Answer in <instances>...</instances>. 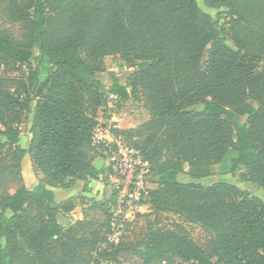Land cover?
<instances>
[{
    "label": "trees",
    "instance_id": "obj_1",
    "mask_svg": "<svg viewBox=\"0 0 264 264\" xmlns=\"http://www.w3.org/2000/svg\"><path fill=\"white\" fill-rule=\"evenodd\" d=\"M241 5L246 10L249 2ZM0 20L24 30L22 40L0 33V69L19 71L32 61L31 75L48 81L32 105V76L0 74V155L10 157L9 169H19L29 153L51 183L97 176L88 150L104 98L99 73L104 57L117 53L120 67L132 66L149 112L138 127L113 130L141 140L133 146L149 161L156 184L143 203L152 212L198 223L211 235L205 250L184 235L149 228L128 249L145 264L174 258L185 264H264V199L224 181L178 180L184 164L193 179L218 166L222 173L240 170L242 182L264 191V0L256 33L245 42L234 36L236 49L195 0H0ZM54 21L63 31L51 38ZM43 63L50 73L38 72ZM110 93L130 98L117 78ZM30 112L23 148L18 126ZM54 197L44 183L31 189L20 183L0 194V264H93L92 254L105 252L100 243L122 249V241L105 239L109 204L99 234L88 218L62 226L57 215L74 205L71 199L57 204Z\"/></svg>",
    "mask_w": 264,
    "mask_h": 264
},
{
    "label": "rangeland",
    "instance_id": "obj_2",
    "mask_svg": "<svg viewBox=\"0 0 264 264\" xmlns=\"http://www.w3.org/2000/svg\"><path fill=\"white\" fill-rule=\"evenodd\" d=\"M197 5L207 12L214 20H217L223 29L225 42L233 49H236V44L233 39L237 36L242 42L248 41L257 31L260 23V3L261 0H246L249 2L248 8L244 10L241 5L242 0H225L220 2L218 0H195ZM240 16V17H239ZM49 36L51 38L57 37L62 34V25L57 21L51 22L49 27ZM0 33L8 35L14 39L22 40L24 30L19 24H8L0 20ZM210 44L204 50L202 60H206ZM120 55L117 53L106 55L103 60V70L99 73L101 78V91L103 94V102L101 106L96 109V116L111 117L108 111H116L124 109L125 119L128 123L136 124L138 127L142 122L149 118V112L146 108L144 101V93L140 85L133 78V68L130 64L120 67ZM34 68V62L29 65H24L18 71L14 66L0 69V74H8L12 76H22L23 78L31 77V70ZM38 72L50 73L51 69L48 64L43 63L39 65ZM113 78H117L119 82L127 87L130 92V98L127 101H122L117 98H109L107 91L109 84ZM48 81L38 82L32 76L30 87L31 103L35 102L36 96L40 91H44ZM195 108L201 109L202 104L195 105ZM100 110V111H99ZM244 121L246 115L240 116ZM31 112L25 114L22 118L21 124L18 126L20 131L19 141L22 145L27 147V131L30 125ZM135 127V128H136ZM108 130H115L111 125ZM115 133V132H114ZM122 140L130 147L136 149L133 145L140 146L141 140L138 137L127 138L125 135L120 134ZM139 150V149H138ZM12 164L10 157L2 153L0 155V194L6 192H13L20 183H24L29 187L36 183H43L44 177L35 168L30 154H25L21 159L19 169H9ZM239 171L234 174L222 173L218 166H214L211 175L201 179H193L187 174V165L184 164V170L178 174V180L181 182H200L203 185H210L215 182L224 181L236 185L240 189L246 190L250 196L257 197L261 200L264 199V191L257 184L252 182H242L239 179ZM147 184L151 185L152 179L150 176L145 179ZM110 204L112 202L114 191L110 189ZM108 208L99 209V211H91L87 214V220L91 222V228H94L99 234H102L103 226L105 224ZM152 228L159 232L173 231L179 235L186 236L193 243L201 246L203 249L208 250V244L211 235L204 230L198 223L188 221L181 216L172 212H152L143 207L140 212H137L132 221L127 225L124 237L120 244V250H115L117 246H110L103 243L99 244L100 252H105L102 255L93 253V264H145L127 246H138L148 232ZM126 247V248H125ZM168 264H185L178 259H171Z\"/></svg>",
    "mask_w": 264,
    "mask_h": 264
},
{
    "label": "built area",
    "instance_id": "obj_3",
    "mask_svg": "<svg viewBox=\"0 0 264 264\" xmlns=\"http://www.w3.org/2000/svg\"><path fill=\"white\" fill-rule=\"evenodd\" d=\"M115 98L114 94H108ZM91 144L106 159L108 189L114 191L107 218L106 242L117 245L122 241L127 225L145 206L150 163L138 149L128 146L120 136H112L99 124L93 129Z\"/></svg>",
    "mask_w": 264,
    "mask_h": 264
},
{
    "label": "crops",
    "instance_id": "obj_4",
    "mask_svg": "<svg viewBox=\"0 0 264 264\" xmlns=\"http://www.w3.org/2000/svg\"><path fill=\"white\" fill-rule=\"evenodd\" d=\"M101 113L104 114V112H99V116L97 117L98 124L102 128L109 131L112 136H120V134H115L114 132L108 130L109 125H111L113 128L117 130H125L136 127V124H133L132 122L128 123L126 121L125 119L126 112L124 109L116 110L113 112L108 111V113H111V117L109 118H106V116H101ZM19 144L21 147L26 148L24 145L20 143V141ZM88 152L89 155L91 156V163L94 166V168L97 170L96 177L89 178L86 181L75 179L74 181L69 183H67L69 179H66L64 181V185H61L58 183H51L48 180H46L45 177L43 176L44 177L43 183L55 192L54 200L57 204L67 199H71L73 202L74 206L71 210L67 212L61 211L57 215L58 222L64 227L73 224L75 221L83 220L84 218H87V214L90 213L92 210L99 211L100 208L105 209L106 206L110 204L109 200H110L111 192L108 189L107 181H106L105 156L102 152L96 151L94 146H92L91 142ZM39 173L43 175L41 172ZM36 184H34L31 187H29L26 184L25 185L27 188L31 189ZM155 186H156L155 183H151V185L149 184L147 188L150 189V188H154ZM143 207H146L147 210H149L147 205Z\"/></svg>",
    "mask_w": 264,
    "mask_h": 264
}]
</instances>
